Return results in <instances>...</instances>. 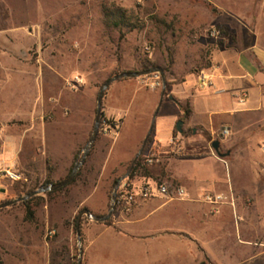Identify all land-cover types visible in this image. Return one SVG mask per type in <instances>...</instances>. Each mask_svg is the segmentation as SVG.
Masks as SVG:
<instances>
[{
  "label": "rangeland",
  "instance_id": "rangeland-1",
  "mask_svg": "<svg viewBox=\"0 0 264 264\" xmlns=\"http://www.w3.org/2000/svg\"><path fill=\"white\" fill-rule=\"evenodd\" d=\"M63 1L70 6V12L63 15V28L58 30L64 40L66 75L47 77L44 99L36 96L39 90L33 78L25 85L26 93L23 87L16 92L12 86L7 93L0 92V114L4 118L0 119V153L4 146L11 145L19 151L17 167H12L10 153L0 156V204L70 175L92 136L98 96L109 79L148 68L162 69L166 79L176 72L198 74L213 66L216 51L237 52L250 46L255 31L264 42V0ZM34 20L40 22L36 16ZM32 31L38 36L42 32L48 48L55 50L54 17ZM37 48L32 49L35 56L39 54ZM76 68L85 71L79 73ZM77 78L82 80L79 85ZM124 80L137 82L142 97L151 98L153 89L146 86L145 77L121 79L108 88L104 99L111 101L110 105L116 103L110 113L102 107L97 140L76 181L31 197L28 203L0 210V264L5 248L11 264H78L81 250L84 260V224L94 220L83 217L79 239V214L85 209L93 216L109 214L115 182L129 172L134 158L119 166L118 160L125 153L128 157L141 122L150 125L152 120V116H140L136 108H130L129 100L137 97L134 92L118 91ZM121 95H127L128 101H117ZM72 99L79 100L74 104L79 106L76 111L66 104ZM150 105H146V112ZM219 123L212 136H204L205 140H188L180 148L160 154L153 152L149 143L144 157L153 159V163L143 162L130 180L128 176L122 182L119 191L138 192L149 183L148 177L157 184L180 188L184 187L181 179L172 177V173H180L185 181L191 175H201L210 182L208 188L181 201L195 200L205 205L209 229L200 232L189 221L176 222L201 240L189 238V247L183 248H191V257L178 256L176 264H264V109L239 113ZM223 130L230 132L225 138ZM121 134L122 141L115 147ZM214 141L221 143L220 152L229 153L227 157L217 155ZM96 185V195L89 198ZM205 194L224 195L228 203L214 209L203 200ZM28 210L33 212L32 219H27ZM116 213L115 207L110 224ZM213 217L216 221L211 222ZM51 229L56 235L49 239L46 234Z\"/></svg>",
  "mask_w": 264,
  "mask_h": 264
},
{
  "label": "crops",
  "instance_id": "crops-1",
  "mask_svg": "<svg viewBox=\"0 0 264 264\" xmlns=\"http://www.w3.org/2000/svg\"><path fill=\"white\" fill-rule=\"evenodd\" d=\"M67 4L63 0H0V92L7 93L9 86L14 87L16 92L21 91L23 87L25 92L29 78H33L39 90L36 96L44 99L47 77L66 75L64 40L58 30L63 28V15L70 12V6ZM54 14L56 15L53 16ZM33 16L39 18L40 22L33 21ZM53 17L57 30L54 38L55 50L48 48L47 39L42 32L41 36H38L32 31L34 28H41L44 22ZM35 47L39 51L37 56L32 54ZM83 70L76 68L79 73ZM201 76L210 79L211 85H202ZM127 89L137 95L129 100L130 108H136L140 116H152V120L150 125L146 121L141 122L128 157L125 153L126 156L118 160V166L132 156L135 159L140 151L138 146L140 142L144 143L154 120L150 146L153 152L160 154L165 150L180 148L185 141L205 140L204 136H212L220 124L219 120L223 118L234 119L239 113L264 109V42L262 43L260 33L255 31L253 43L244 50L216 51L211 68L202 69L198 74L176 72L175 76L167 78L163 100L164 86L159 92V89L153 90L150 99L142 97V88L137 82L124 80L118 91ZM242 92L248 95L244 104L238 101ZM110 97L112 96H108ZM121 98L128 101L127 95H121L117 101H121ZM32 100L29 101L31 105ZM76 102L79 103V100L72 99L67 100L66 104L76 111L79 108L74 106ZM110 102L107 98L104 99L103 106L107 113L111 112L116 103L110 105ZM148 103L151 107L146 112ZM141 107H144L143 111H140ZM0 119H4L1 114ZM180 120L183 121V133L177 130ZM9 136L11 140L15 139L14 135ZM120 140L122 141V134L115 147ZM113 151L114 149L110 153ZM8 153L13 156L10 161L12 167H17V146H4L0 156ZM112 159L111 154L108 157L109 162ZM3 165L5 167L4 162ZM170 165L171 162L168 166ZM172 177L181 179L184 187L180 188H184L192 196L199 190L208 188L210 183L201 175H191L188 181H185L180 173H172ZM147 179L155 183L153 177ZM97 189L96 185L89 198L96 195ZM98 217L104 216L99 213ZM180 219L189 221L200 232H207L209 229L205 205L195 200L181 201L160 195H154L149 200H140L130 212L118 210L111 224L96 221L84 224L83 264H176L178 256L191 257V248H183L184 245L189 247V238L193 237L201 242L189 229L176 225ZM210 220L214 222L216 218ZM213 230L214 228H211L212 232ZM10 258L11 255L5 248L3 264H11Z\"/></svg>",
  "mask_w": 264,
  "mask_h": 264
},
{
  "label": "water",
  "instance_id": "water-1",
  "mask_svg": "<svg viewBox=\"0 0 264 264\" xmlns=\"http://www.w3.org/2000/svg\"><path fill=\"white\" fill-rule=\"evenodd\" d=\"M157 73L161 75L162 80H163V86H164V90H163V93H162V100H163V98L166 95L165 88L167 86V79H166L164 71L162 69H160V68H150V69H145V70L136 71V72H133V71L123 72V73H121L119 75H116L115 77L109 79L104 84V86L102 87V89H101V91L99 93V96H98L97 115H96V119H95V124H94V128H93L92 136L89 139V142L87 143V145H86V147L84 149V154H83L82 159L74 166V168H73L71 174L69 175V177L67 179L59 182V183L51 184L49 186H43L39 190L31 192V193H29V194H27V195H25L23 197H20V198H18L16 200H11V201H7V202H4V203H1L0 204V210L4 209V208H8L10 206H13V205H15L17 203L24 202L27 199H29L31 197H34L36 195H39V194H42V193H46V192H49V191H57L59 189H62V188H65V187L69 186L73 182L75 177L77 176V174L80 171V169L83 166V164L85 163L91 148L93 147L95 141L97 140V137H98V134H99V130H100V126H101L102 113H103L102 112L103 99H104L105 92L108 90V88L114 82H116L118 80H121V79L141 78V77H146V76H150V75L157 74ZM154 121H153L152 126L150 128V131H149V133H148V135H147V137H146V139H145V141L143 143V146L141 147L140 151L138 152V154L136 155V157H135V159L133 161V164H132L129 172L124 177H122L119 180V182L117 183L115 191H114V193L112 195V204H111V209L109 211V214L107 216H104V217L93 216V214H91V212L89 210H87V209L83 210L79 214L78 222H77V235H78L79 239H80L81 222H82V219H83L84 216H86L88 218H91V219H93L96 222H106L112 217L113 210L115 208V202L117 200V196H118V192H119V189L121 187V184L130 175L131 171L133 170V168L135 166V163L137 162L139 157L143 154V152L145 150V147H146V145L148 143V140L150 139L151 134L153 132L154 124H155ZM182 127H183V121H179L177 123V130H178L179 133H183V128ZM212 146H213V149L215 150V152L217 153V155L220 158H225V157H227L229 155V153L223 154V153L220 152L221 143L219 141H214L212 143ZM2 192H5V191L3 190ZM78 264H83V251L82 250L80 252V257H79V260H78Z\"/></svg>",
  "mask_w": 264,
  "mask_h": 264
},
{
  "label": "built area",
  "instance_id": "built-area-1",
  "mask_svg": "<svg viewBox=\"0 0 264 264\" xmlns=\"http://www.w3.org/2000/svg\"><path fill=\"white\" fill-rule=\"evenodd\" d=\"M201 83L204 86L211 85L210 79L206 76H201ZM146 86L156 90L163 87V80L160 74H153L145 77ZM82 80L77 78L76 84L79 85ZM248 98L246 92H242L238 97L240 104H244ZM229 130H223L221 135L225 138L229 135ZM148 163L152 164L153 159H149ZM10 177L14 178L15 175L9 172ZM154 195H160L162 197H168L177 200H186L190 197V194L184 188H172L167 184H157V183H146L138 192H126L124 189L120 191V195L117 196L115 202V207L123 212H130L140 200H149ZM203 200L211 205L214 209L219 208L227 202V197L221 194H205L203 195ZM56 235L55 230L51 229L47 231L46 237L49 239L54 238Z\"/></svg>",
  "mask_w": 264,
  "mask_h": 264
},
{
  "label": "trees",
  "instance_id": "trees-1",
  "mask_svg": "<svg viewBox=\"0 0 264 264\" xmlns=\"http://www.w3.org/2000/svg\"><path fill=\"white\" fill-rule=\"evenodd\" d=\"M103 115V114H102ZM151 142V138L148 140V143H147V145L146 146H148V144ZM145 151V150H144ZM143 162L145 163V164H148V159L147 158H145L144 157V152H143V154L139 157V159L137 160V162L135 163V166H134V168H133V170H132V172H131V174L129 175V180L133 177V174L135 173V172H137L140 168H142V165H143ZM132 164H133V162H132ZM143 168H144V166H143ZM146 169V168H145ZM71 174V173H70ZM80 175V173L78 172V174H77V176L75 177V179L73 180V182L71 183V184H73L75 181H76V179L78 178V176ZM69 177V176H68ZM67 177V178H68ZM66 178V179H67ZM116 184L118 183V180H116V182H115ZM70 184V185H71ZM121 191V190H120ZM120 191H119V193H118V195H120ZM34 192V191H33ZM31 193V192H30ZM27 194H29V193H26V195ZM25 203H28V201H26ZM29 212H28V215H27V219H32V217H33V212L31 211V210H28ZM106 224H110V221H107L106 222ZM200 264H206L205 262H202V263H200Z\"/></svg>",
  "mask_w": 264,
  "mask_h": 264
}]
</instances>
